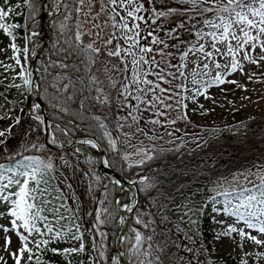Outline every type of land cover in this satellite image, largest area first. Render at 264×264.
Listing matches in <instances>:
<instances>
[{"label":"snow or ice","instance_id":"6c2138e0","mask_svg":"<svg viewBox=\"0 0 264 264\" xmlns=\"http://www.w3.org/2000/svg\"><path fill=\"white\" fill-rule=\"evenodd\" d=\"M157 3L160 5L159 8L156 7ZM84 4L85 0H79L80 7L76 9L77 13L81 11ZM87 4L91 9L92 0H87ZM172 4L176 6L173 7ZM60 7L61 5L58 4L57 9ZM21 9H27V14L20 11ZM39 12L37 0H22V3L16 4H11L10 0H3V5H0V33L11 38L9 47L13 54L8 59L14 62L7 64L0 61V67L4 69V79L11 81L5 87L15 88L17 91L23 89L21 95L34 92L38 97L39 86L34 85L33 73L28 70L26 62L32 52L28 45L31 44L33 37L39 35L32 29V24L35 23ZM101 14L107 19L101 24H94L93 27L99 29L94 35L102 42V46L96 47V40L85 43L83 36L88 33H81L78 23L74 42L66 41L68 46L62 50L64 59L52 65L60 69L59 74H52L53 79L48 83V88L54 91L48 92L45 88L46 95L43 99H47L53 109L61 113L68 111L65 105L69 101L78 102L81 109L89 102L97 107L110 109L113 113L112 119L115 121L114 131L117 135H122L129 145L139 136L155 141L164 139V135L169 137L174 135L173 131L158 135H149V133H156L157 126L167 128L176 123L175 119L168 120L167 114L170 110L179 111V109L174 108L168 101L179 96V99H175V103L179 105L181 100L188 97L180 96L179 92L173 90L172 80L185 78L182 69L187 67L190 54L198 61H206L202 67L200 63L195 64L192 72L193 84L198 83L197 76L209 75V63L215 69H226V74L231 75L238 70H243L240 58L257 66L264 61V0H103L97 16ZM18 18H22L23 22L21 23ZM169 18H175L179 22L169 28L165 36L187 45L186 50L181 51L179 44L169 45L165 39H161L156 34L161 28L157 21ZM92 19L95 20L96 17ZM153 25H156V28H153ZM21 28L25 30L24 47L16 43L14 35L16 30ZM145 28L152 30L145 31ZM181 30L194 39L180 40ZM161 45L162 47L155 49L153 47ZM169 47L180 51L179 59L182 61L180 65L156 59L157 56H172V53L164 51ZM257 49H259L258 53ZM0 51L5 50L0 49ZM73 57L75 61L69 65L66 61ZM217 57L223 58L225 63H220ZM171 68H175L176 71H167ZM8 72L14 75L9 77ZM81 72L82 74L76 75L75 79L72 78V73ZM224 75L225 73L217 72L208 86L225 82L235 83V81H225ZM17 80L22 83H16ZM0 84H3V80H0ZM162 84H168L170 87H162ZM174 87L188 91L184 84ZM105 88L110 91H106ZM199 95H203V92L197 89L193 93V98ZM0 96H4L7 104L6 94L0 93ZM4 107L5 105H0V109ZM182 107L186 109L187 105L184 104ZM13 111L14 107H10L6 112H0V120L12 121L6 130H0V145L6 143L2 138L11 136L12 129L21 123L22 117L12 116ZM160 117H164V120L162 121ZM178 118L187 119V116ZM29 119L34 123L25 133L26 137L32 132H40L41 126L52 127L53 131L60 130L59 125L46 124L41 114L40 103L30 107ZM93 119L98 127L104 130L103 136L107 139L108 146L115 150L118 141L113 138L111 132L107 131L104 123L107 117L102 120L101 117L94 116ZM172 142L168 141V143ZM48 143L55 145L57 143L55 136ZM80 143L90 145L93 149L98 147L91 140H81ZM143 143L141 140L140 145L142 146ZM132 146L136 148L135 154L142 157L137 162V166H142L146 160L154 158L149 153L155 151V148L146 150L141 146ZM28 148L40 152L44 150L45 145L33 142L28 145ZM16 156H22V153H16ZM123 159L128 160L129 156L125 155ZM9 161L7 164L0 163V208L3 209L0 211V220L7 221L6 224L0 223V234L4 241L3 250L8 253L13 264H48L43 256L46 251L62 256L65 264H71L69 259L71 256L85 253L84 237L80 232L79 224L74 225L75 231L72 227H68L67 232L56 227L61 225L62 221H68L71 225L75 215L73 210L67 207L62 189L58 184H53L54 180H59V177L54 174L58 169L53 158L33 155L14 159L10 156ZM102 163L106 167L111 166L107 160ZM95 179L99 181L100 177L95 176ZM147 179L144 177L139 181L140 184L145 185L140 191L147 192L149 188L154 187L152 184H145ZM260 181V200H257L256 196L249 195L234 207L225 201L222 211L215 206L211 208V211L217 215L235 217L236 220V223L228 224L226 220L213 218V222L221 226L214 233L217 241L223 237L235 240L238 236L237 247L241 251L244 249L245 240L258 247H264V175L260 176ZM115 183L118 184L119 181ZM133 183L136 182L133 181ZM71 187V184L67 185V188L71 189ZM100 203H106V201H100ZM212 203L214 205L216 201L213 199ZM135 207V203L123 205L124 211L129 213L133 212ZM161 207L165 208V211H161L159 220L153 213H149L151 219L144 220L140 216L135 219L136 225L150 230L148 233L133 228V236L124 238L131 257L135 259V264H174V262L175 264H202L200 257L208 252V248L200 240L199 218L204 215L206 205L196 208L180 206L183 210L180 211L177 217L179 223L176 224H173L167 214L173 209L165 205ZM105 212L107 208L95 213L97 224L106 223L101 219ZM109 217L111 218V213ZM239 222H242L244 227H237ZM124 223L125 220L121 217L119 224L124 225ZM181 225H184L186 230ZM224 225L227 227H223ZM247 230H254L257 235H252ZM181 233L183 235H180ZM12 236H15L19 242L14 251L11 250ZM100 236L102 239L97 257L86 258L81 261V264H97L98 260L104 259L103 238L107 234L100 232ZM157 236L161 237L160 241H157ZM65 237L68 239L65 240ZM61 240L78 242V246L49 248L50 243ZM92 247L93 250H97L95 242ZM172 249L176 251L173 252ZM177 253L180 254L177 255ZM247 256H254L258 261L264 257V253H244V257ZM244 257L241 258L240 264H248V260ZM0 264H8L4 256H0ZM111 264H121L120 257L112 258ZM206 264H212V261L207 260Z\"/></svg>","mask_w":264,"mask_h":264},{"label":"rangeland","instance_id":"374dc122","mask_svg":"<svg viewBox=\"0 0 264 264\" xmlns=\"http://www.w3.org/2000/svg\"><path fill=\"white\" fill-rule=\"evenodd\" d=\"M14 2L22 3V0H14ZM102 2L103 0H92L93 6L90 9L88 7L87 0H85V4L82 7L81 11L79 13H77L76 11V26L79 23V31L81 33H88V35L83 36L84 42L90 43L93 40H96V47H101L102 42L100 40H97V38L95 37L94 33L99 31V29L94 28L93 25L101 24L107 19V17L103 14L97 16V13L100 12ZM0 5H3V0H0ZM56 6L57 2L50 12H54ZM78 7H80L79 0H77V8ZM156 7H160L159 3H157ZM20 11H22V9ZM92 17H96V19L93 20ZM18 19L20 22H22L23 20L22 18ZM157 23L161 25V28L156 34L161 39H165L169 44L170 39L165 36V32L169 28H171L170 24L167 23L166 20H158ZM152 27L156 28V25H153ZM77 30L78 29L76 27V31ZM108 30L111 31V29ZM149 30L152 29L145 28V31ZM36 32L40 33V30ZM42 34L43 33L41 32V35ZM14 35L16 36V43L19 46L24 47L26 42L23 37H19L15 33ZM38 40H41L40 36L32 38V42L30 44V48L32 50L31 55L35 49V46L38 45ZM10 42V37H7L4 34L0 33V49L5 50L0 51V61H4V63L7 64L14 63L12 60L8 59V57H11L13 54L11 48L9 47ZM142 43L146 42L142 41ZM153 47L155 49L158 47H162V45ZM164 51L169 52L168 49H164ZM256 52L258 53L259 49H257ZM253 56L255 57L256 54L254 53ZM101 59L103 60L104 58ZM156 59H163L165 62H170L171 64H173L170 60V57L167 56H157ZM216 59L220 62L223 58L217 57ZM240 59L243 65L242 71L238 70L231 75H227L226 69H215L213 65L209 63V75L197 76L196 79L198 83L193 84L192 72L195 68V64L199 62L202 67V64L206 61H198L195 56H192L190 54L187 60V67L182 69V71H184L185 73V78H180V83L178 82V79L172 80L173 90L179 92L180 96L188 97V99L181 100V103L179 105L175 103V99H179V96L175 97L173 100L168 101L169 103L173 104L174 108L179 109V111L170 110L167 114V119H175L176 123L173 125H169L167 128H160L159 126H157L156 133H149V135H158L167 131H173L174 135L171 137L164 135V139L155 141H150L143 136H139L134 138L131 142V145H129L122 135H120V138H116V136L112 133L113 138L117 139L118 141L117 148L115 150L119 151L122 158L125 155L129 156L128 160L123 159L125 163L127 165L131 164L133 166H136L137 162L142 159L141 156L135 154L136 148L132 146H141V140H143L144 142L141 147H144L146 150L152 148L177 149L182 146L189 149L193 148L195 150H198V147L201 143L206 144L209 140L217 142L219 139H222L226 136L236 138L238 136H242V134H246L247 130L249 129L250 123L258 116L264 114V61H261L260 65L257 66L254 64H249L242 58ZM181 63L182 61H180L178 65H180ZM26 64L28 67L29 61H27ZM161 66L163 67L164 65L162 64ZM17 71H19V69H17ZM167 71L175 72V68L167 69ZM217 72L225 73V81H235V83L225 82L219 85L208 86ZM7 75L11 77L12 75H14V73L8 72ZM149 78L154 79V77ZM168 79H171V77H168ZM0 80H3V84H0V93H5L8 100V103L6 104L4 96H0V105H5L3 109H0V112H6L8 108L14 107V111L11 113V115L22 117L21 123L12 129L13 134L11 136L2 138L6 143L0 145V150H2L0 151L1 155L4 152H16L17 150L27 147L30 143L33 142L39 143L42 136V126L40 132H32L27 137L25 136V133L29 131L30 125L34 123L29 119L30 107L34 104V102L31 100L28 94L21 95V91H23V89H21V91H17L15 88L9 89L5 87L11 81L10 79H4L3 67H0ZM16 83L22 82L17 80ZM178 84L186 85L188 91L176 89L174 86ZM101 86L104 87V85ZM162 87L169 88L170 85L162 84ZM197 89L203 92V95L195 96L193 98V93ZM105 90L110 91L107 88H105ZM114 95L115 94L113 93V97ZM184 104L187 105L186 109L182 107V105ZM185 115L187 116V119L178 118ZM160 119L163 121L164 117H160ZM10 123H12V121L7 119L0 120V130H6ZM177 129L178 131H174ZM125 131H127V129H125ZM169 140L173 142L168 143ZM149 154H151V152ZM51 157L53 158L56 168L58 169L54 173L57 177H59V180H56V183L62 189L64 196L66 197L72 208L73 206H76L73 209L75 213H78L80 216H82V222L85 224V226L89 224V226L95 230V240L90 244L88 249H85V253L80 257V261L74 263L81 264V261L85 260L86 258L94 259L97 257L98 250L100 249V241L102 239V237L100 236V232L105 233L103 224H97L95 220V213L97 211L103 210V203H100V201H102L103 191L100 190L101 184L95 179L97 173L88 160L78 162L76 153H65L60 157ZM262 175H264V166L256 167L251 171L231 175L227 179L208 183V191L216 201L214 206L221 209L222 211L225 201H228L229 205L233 207L238 205L241 200H244L249 195H252V188L258 183H261L260 176ZM68 184L72 185L71 189L67 188ZM245 189H247V191H245ZM130 197H132L131 193H129L126 201L122 203L119 202V200H116V203L119 204V208H123V205L125 204H130ZM2 210L3 209L0 208V211ZM180 211L174 215V220H172L173 224L179 223L177 217L179 216ZM90 213L92 214V219L87 220V217ZM210 215L212 219L211 229L213 232V236L208 242L210 244V248L208 249V251L210 255L209 260L212 261V264H223L229 258L234 259L236 264H240L241 258L244 257V253L246 252L264 253V247H258L247 240L243 242L244 249L243 251H241L240 248L237 247V243L239 242L238 236H236L235 240L229 237H223L219 241H217L215 239L214 233L216 230H219L221 226L216 225L213 222V218L217 220H226L228 224L236 223V220L235 217L217 215L213 212ZM101 219L103 220V215L101 216ZM0 223L6 224L7 221L0 220ZM181 227L185 228L184 225H181ZM223 227H227V225H224ZM237 227H244V225L242 222H239L237 223ZM247 231H250L252 235H257L254 230ZM180 235H183V233H181ZM67 239L68 237H65V240ZM65 240H61L60 242L54 241L50 243L49 246L53 245L54 248L78 246V242H65ZM94 242L97 245V250H93L92 245ZM177 242L179 243L180 241L178 240ZM3 243V236L2 234H0V256H4L5 259H7L8 264H13V261L8 256V253L3 250ZM18 243L19 242L17 238L15 236H12L11 250L14 251L18 246ZM184 243L188 242L184 241ZM103 251L105 253L104 259L98 260L97 264H111V259L116 257V253L114 252V249L112 251V248L109 247L106 237L103 238ZM110 251L112 253H110ZM183 254L188 255L187 253ZM244 258L248 260V264H264V257H262L258 261L254 256H247ZM200 260L202 261L201 257ZM60 264H65V262L60 261Z\"/></svg>","mask_w":264,"mask_h":264},{"label":"trees","instance_id":"16d2710c","mask_svg":"<svg viewBox=\"0 0 264 264\" xmlns=\"http://www.w3.org/2000/svg\"><path fill=\"white\" fill-rule=\"evenodd\" d=\"M11 4H16L14 0H10ZM57 0H49V9L51 10ZM37 4L40 7V12L37 15L36 21L32 24V29L38 31L41 29L40 17L43 11V0H37ZM175 7V4H172ZM76 8L77 0H62V5L59 13L52 18L50 22V35L48 42L44 46L35 64L36 85H38L39 99L47 110V116L50 125H59L60 130L53 131L50 127L52 137L55 136L57 144L66 145L69 141L77 138H92L103 150L105 159L110 162L109 167L113 173L122 177L125 180L132 181L136 178L146 176L148 179L145 184H152L154 187L149 188L147 192L140 191L145 185L136 183L138 191V203L129 216L128 225L125 237L131 238L133 236L132 229L136 228L143 232L148 233L150 230L143 229L142 226L135 224V219L140 216L144 220L151 219L149 213L155 214L157 220L161 211H165L162 205L170 206L173 211L167 212L171 220H174V215L182 210L180 206L187 205L189 207H199L200 205H206L204 208V215L199 218L200 220V240L209 249L208 243L213 236L211 229V208L214 206L213 196L208 191V183L213 181H219L227 179L231 175L251 171L256 167L264 166V114L255 118L249 126L246 134L231 138L230 136L223 137L217 142L213 140L207 141L206 144H200L198 150L187 147L180 148H155V151L151 152L153 155L152 160H146L142 166L129 167L118 150H113L108 146L107 139L103 136V129L98 127L97 122L93 119L94 116L107 117L104 123L107 126V130L113 133L116 138H120V135L114 131L115 121L112 119V111L108 108L97 107L92 105L91 102L85 105L83 109L79 107L78 102L69 101L65 107L68 108L67 112L61 113L53 109L51 103L47 99H43L46 95L44 89L47 88L48 92L54 90L48 88V83L52 81V74H59L60 69L53 67L52 65L58 64L64 59L63 49L67 48L66 41L74 42V34L76 33ZM27 14V9H22ZM164 20V19H161ZM23 22V20H22ZM21 22V23H22ZM170 24L171 28L175 26V23L179 21L175 18H169L166 20ZM15 34L19 37L25 35L23 28L16 30ZM41 39V38H40ZM187 32L181 30L180 40L192 41ZM41 40H38V44ZM179 44L181 51L187 49V45L180 44L179 41L170 39L169 45ZM36 47V46H35ZM169 53H172L170 60L173 65H177L180 62V51L176 48L169 47ZM169 60V61H170ZM75 61V57L66 61L69 65H72ZM82 67V66H81ZM176 71V69H175ZM81 73H72V78L75 79L76 75ZM178 75V73H177ZM103 79V76H101ZM180 83V79H178ZM179 85V84H178ZM95 94V93H93ZM42 144V141L39 142ZM27 147L17 150L16 152L2 153L0 155V163H9V157L14 159H22V156H40L45 158L48 155L51 156H63L65 153H76L79 161L88 160L92 167H94L97 176L100 177L98 181L100 190L103 191L102 201L106 203L102 204L103 209L107 208V212L103 214V228L107 234V242L112 251L115 246V239L119 228L118 215L115 209V201L118 198L121 188L117 184H111L108 180L102 178L96 167V157L93 153L82 149H72L71 151L56 152L44 148L43 151H35ZM164 149V151H161ZM203 149V150H202ZM16 153H22V156H16ZM148 173L146 174V172ZM53 184H57L56 180ZM90 190V188H89ZM130 192H134L133 187H129ZM260 183L252 188V195L257 197V200L261 199L260 196ZM128 192L125 191L121 197V203L126 201ZM67 207L73 210L75 219L71 225L68 221H62L61 225H57L61 231L67 232L68 227H72L75 230L74 225L79 224L80 232L83 235V243L85 249H88L90 244L95 240V230L87 224L82 222V216L75 213L74 207L66 199ZM179 209V210H178ZM111 213V218L109 217ZM69 215V213H65ZM92 219V214L88 215L87 220ZM89 223V222H88ZM88 227V229H87ZM157 241L161 240L160 236L156 237ZM52 246V247H51ZM49 248H54L50 245ZM175 252V249H172ZM110 253H112L110 251ZM180 253H177L179 255ZM80 255H73L69 259L71 264L80 261ZM44 259L48 264H60V261L65 262L62 256L53 255L51 252L46 251L43 254ZM210 255L205 253L201 256L202 264H206ZM123 263L135 264V259L131 257L129 253L128 245L123 242ZM175 264V262H174ZM223 264H236L235 260L229 258Z\"/></svg>","mask_w":264,"mask_h":264},{"label":"water","instance_id":"95a60500","mask_svg":"<svg viewBox=\"0 0 264 264\" xmlns=\"http://www.w3.org/2000/svg\"><path fill=\"white\" fill-rule=\"evenodd\" d=\"M58 4L62 5V0H59ZM48 8H49V1L48 0H43V12H42V15L40 17V20L42 21V24L44 22L45 15L48 12ZM60 8L56 9L53 12L51 18H53L54 16H56L59 13ZM42 30H43V28H42ZM39 35H41V33H39ZM49 35H50V26H49V22H48L46 24V33L44 35H41V37H42L41 42L39 43V45L36 46L33 54L30 55V58L28 60L29 61L28 70L33 73L32 80H33L34 84L36 82L35 63H36L37 58H38L39 54L41 53L42 49L44 48V46L48 42ZM28 46L30 47V45H28ZM28 95L32 98L34 104L35 103H40L41 104V114L45 118L46 124L50 125V122H49V119H48V116H47L46 108L43 105V103L40 101L38 96L34 92L31 93V94H28ZM51 138H52V135H51V132H50V127L42 126V143L45 145V147L47 149L52 150V151H56V152L70 151L71 149H75V148L82 149L83 151L89 150L91 153H93L96 156V165H97V169H98L101 177L106 179V180H108L110 183H115L116 181H119L118 184L116 183L118 186L121 187V193L118 196V199H120L122 197L124 191L127 190L129 186H132L134 188L135 192H134V196H132L130 198V204L135 203V205H137V202H138V191H137V188H136V183H133V181L129 182V181L123 179L122 177H120V176L116 175L115 173H113L109 169V167H104L102 165V160L105 161L104 153H103L101 147L98 145V143L94 139L88 138V137L79 138V139H75V140L69 142L65 146H62V145H56V144L52 145V144L48 143L49 139H51ZM81 140H91L94 143H96L98 145V147L93 149V148H91L90 145H83V144L80 143ZM134 181L137 182L138 180L135 179ZM115 204H116L115 205L116 211L120 215L121 211L119 209V206H118L117 203H115ZM131 213H129V212L122 213V217L124 218L125 223H124V225H119V228H118V231H117V235H116V239H115L114 252L117 254V257H120L121 264H123V260H122L123 259V242H124V238H125V234H126V230H127L129 216H130ZM119 239H120V247L118 248L117 244L119 242Z\"/></svg>","mask_w":264,"mask_h":264},{"label":"bare ground","instance_id":"6f19581e","mask_svg":"<svg viewBox=\"0 0 264 264\" xmlns=\"http://www.w3.org/2000/svg\"><path fill=\"white\" fill-rule=\"evenodd\" d=\"M52 12H47L46 13V15H45V19H44V22H43V30H42V35H44L45 33H46V24L50 21V19H51V16H52ZM199 63V62H198ZM220 63H225V60L224 59H221V61H220ZM51 139H49V141H50ZM104 160H102V162H103ZM102 165L104 166V167H106L103 163H102ZM120 209V211H121V214H120V216L122 217V213H125L126 211H124V209L123 208H119ZM117 246H118V248L120 247V239H119V242H118V244H117ZM116 257H117V254H116ZM115 258V257H114Z\"/></svg>","mask_w":264,"mask_h":264}]
</instances>
